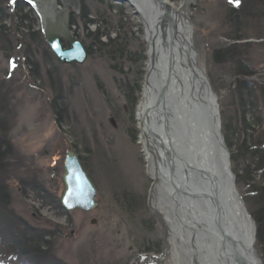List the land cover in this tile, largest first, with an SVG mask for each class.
I'll list each match as a JSON object with an SVG mask.
<instances>
[{"label": "rangeland", "instance_id": "1", "mask_svg": "<svg viewBox=\"0 0 264 264\" xmlns=\"http://www.w3.org/2000/svg\"><path fill=\"white\" fill-rule=\"evenodd\" d=\"M39 1L0 0V264H180L176 251H166L176 241L155 215L154 181L140 143L138 107L150 60L140 17L124 6L127 19L117 18L114 0H78L76 6L55 0V7L68 12L70 37L89 51L88 58L64 60L54 55L51 40L58 34H47ZM257 1L239 0L237 6L235 0H197L188 14L198 64L218 97L222 128L223 119L233 116L239 132L243 116H250V94L262 118L255 144L264 136V2ZM183 2L170 1L176 8ZM118 28L136 66L107 53L104 34L115 35ZM63 38L59 42L67 49ZM99 43L106 48L99 51ZM232 48L244 55L235 57ZM215 51L222 52L219 58ZM236 71L249 72L242 80L247 90L233 87ZM128 82L140 88L135 108L125 96ZM241 102L249 107L242 111ZM244 140L239 133L233 140L238 162ZM70 152L81 165L71 174L90 176L95 184L93 190L69 178L74 189L97 199L86 211L78 199L57 208Z\"/></svg>", "mask_w": 264, "mask_h": 264}, {"label": "bare ground", "instance_id": "2", "mask_svg": "<svg viewBox=\"0 0 264 264\" xmlns=\"http://www.w3.org/2000/svg\"><path fill=\"white\" fill-rule=\"evenodd\" d=\"M54 1H39L47 34H58L59 41L67 37L69 48L60 43L59 53L79 45L85 53L82 43L68 33L67 10L62 12ZM66 1L75 6L78 2ZM170 1L176 2L114 0L116 5H111L112 12H120L117 18L124 15L127 19L124 6L134 13V18L140 17L149 47L148 75L138 121L140 143L154 181L153 209L165 234L176 241L167 244L166 251H176L180 264H264L256 248L258 228L252 209L245 204L246 192L239 188L231 165L218 97L198 64L188 16L191 4L197 0H184L180 8ZM54 55L58 56L56 52ZM85 56L89 57V51ZM234 75L233 87L246 79ZM76 160L79 163L77 156ZM76 160H69L68 164L64 161L68 172L64 174L58 210L66 209L75 200L70 195L69 178L79 177L95 189L90 176L71 174L72 167L81 166ZM79 193L84 206L79 209H89L86 201L89 206L96 205L94 194L89 196L87 190ZM161 207L163 214L159 212ZM24 256L31 259L28 253Z\"/></svg>", "mask_w": 264, "mask_h": 264}, {"label": "trees", "instance_id": "3", "mask_svg": "<svg viewBox=\"0 0 264 264\" xmlns=\"http://www.w3.org/2000/svg\"><path fill=\"white\" fill-rule=\"evenodd\" d=\"M172 1H177V0H172ZM120 25L122 26L121 23ZM117 30L118 31L115 32L116 39H113V41H110V38L114 35V33L104 34L105 37L109 38L108 43L110 44L107 45V48H110V50L108 51L106 50L107 53L112 55V57L114 54L115 56L119 55L122 59L126 57L127 60H130L131 63H133L136 66L138 61L135 58V55H133L132 53L129 54L126 53V49L128 50V47H126V40H124L123 37L122 38L119 37L120 29L118 28ZM122 30H124V35H125V29L123 28V26H122ZM99 40L100 39H97V41ZM103 47L106 48L104 45L99 43L98 50L102 51L101 48ZM89 50L91 51V48H89ZM232 50L233 51L230 54L234 55L235 57H240L243 55V53L238 49L232 48ZM126 54H128V56H126ZM221 54L222 52L215 51V57L219 58ZM236 72L234 73L235 74L234 76L238 78L241 76L242 77L249 76L248 74L249 72L246 71H242V72L236 71ZM138 74H139V79H141L140 73ZM137 82H140V80H137ZM243 82L244 81H238L237 92H240V89L246 88L245 82L244 83ZM138 92H140V88L138 87V84L137 87L135 86L134 89V85L128 82V84L126 85L125 96L126 98L129 99L130 103L134 105L133 106L134 108L136 107V95L138 94ZM249 95L248 97H250L251 99L249 100L250 107L243 102L239 104V107L242 111L243 108L246 109V107H249L247 108V110H249V113H251L250 116L248 115L247 117L245 115L243 116V119H241L243 121V124L240 123L242 127H239V132L237 130L238 128L234 125L233 116L229 117V119L226 122L223 119V133H224L225 141L231 152L233 171L237 177L238 186L241 190L246 192V197H245L246 203L248 204V207L252 209V216L258 228L257 239L259 243V252L261 253L262 258L264 260V145H262V147L260 146L261 145L260 141H264V136H262V140L259 141L260 142L259 146H258L259 142L255 144L254 135L256 133V130L260 128V126L262 125V118H261V114H259L260 111L258 109V106L255 104L254 100L252 99L253 97ZM236 114L239 115L238 113ZM237 132L240 134V137L244 136L245 138L244 146L246 148L245 155L242 156V159L239 162L236 159L239 156L238 150L235 149L233 143L234 138L237 137L238 134ZM249 139L251 140V142H253V145L250 144L251 146L246 145ZM0 155H1V150H0ZM256 158H258L259 160L257 165H251V163H253ZM246 163L248 164L245 165ZM258 176H259V180L257 179Z\"/></svg>", "mask_w": 264, "mask_h": 264}, {"label": "water", "instance_id": "4", "mask_svg": "<svg viewBox=\"0 0 264 264\" xmlns=\"http://www.w3.org/2000/svg\"><path fill=\"white\" fill-rule=\"evenodd\" d=\"M33 3V2H32ZM34 4V6H35V3H33ZM53 39L51 40L53 43H55V46H54V48H55V52L57 53V55L59 56V57H61L62 59H64V60H66L65 58H67V59H69L70 57V59H73V61H74V59H77V58H80V56L81 57H83L84 58V56H85V53H84V51L82 50V48H81V46L79 45V47H73L74 48V50L73 51H68L67 53H59V51L61 50V46H60V42H59V40H58V38H54V37H52ZM68 62V61H67ZM70 155V157H68V159H67V164H68V162H69V160L71 161V159H74V160H76V156L74 155V154H69ZM71 158V159H70ZM76 162H77V160H76ZM77 165H78V162H77ZM79 178V177H78ZM81 179V178H80ZM82 180V179H81ZM69 181V185L70 186H72V192H71V194L70 195H72V198L73 199H75V200H77L78 199V201L80 202L79 203V205L78 206H80V207H83L84 208V206L82 205L83 204V200H81V195H80V191H82L83 192V190L82 189H78V188H73V185H72V183L70 182V180H68ZM82 182H84V180H82ZM85 183V182H84ZM67 197V196H66ZM71 197V196H70ZM75 200H73V202H75ZM72 202V203H73ZM84 203H86L87 204V206L89 207V203L86 201V202H84ZM70 206V205H69ZM68 206V207H69ZM68 207H66V208H68ZM90 207H93V206H90ZM89 207V208H90Z\"/></svg>", "mask_w": 264, "mask_h": 264}, {"label": "snow or ice", "instance_id": "5", "mask_svg": "<svg viewBox=\"0 0 264 264\" xmlns=\"http://www.w3.org/2000/svg\"><path fill=\"white\" fill-rule=\"evenodd\" d=\"M29 2H31V0H29ZM230 2H233V0H230ZM235 3H236V5L238 6V4H239V0H235ZM12 66L15 67L14 64H13Z\"/></svg>", "mask_w": 264, "mask_h": 264}]
</instances>
